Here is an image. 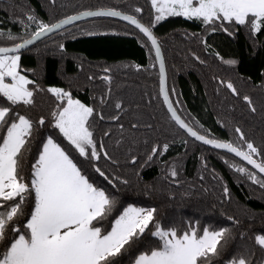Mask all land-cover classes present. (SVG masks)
I'll use <instances>...</instances> for the list:
<instances>
[{
  "label": "trees",
  "instance_id": "16d2710c",
  "mask_svg": "<svg viewBox=\"0 0 264 264\" xmlns=\"http://www.w3.org/2000/svg\"><path fill=\"white\" fill-rule=\"evenodd\" d=\"M137 7L142 12H135ZM108 8L151 25L164 58L169 99L187 124L209 139L231 142L246 150L235 132L239 127L247 140L264 152V33L252 35L245 26L235 24L226 25L225 31L219 22L205 26L183 17H167L156 23L149 0H0V32L18 34L15 43H20L19 37L28 38L36 28L28 15L52 24L86 10ZM21 20L29 25L27 29ZM145 43V37L125 22L92 17L66 26L21 53L22 74L34 80L36 84L30 88L38 90L34 91L31 106H15L17 112L34 122L30 150L21 156L20 171L30 176L31 164L49 135L70 149L51 120V112L64 101L47 91L49 87L62 88L73 99L95 109L90 118L94 137L98 143H105L118 161L112 164L101 160L99 165L109 176L128 181H116L113 188L72 150L97 184L125 206L155 208V220L162 226L174 224L181 232L192 226L198 230L232 229L222 257L226 259L239 243V232L253 239L264 234V189L229 165L254 172L251 168L221 149L195 142L170 119L159 93L154 54L150 44L146 47ZM2 46H13V42L0 39ZM105 76L110 80H104ZM221 81L231 82L239 95H233ZM109 89L110 101L102 104L101 98ZM244 96L251 99L255 112ZM116 102L122 103L121 110L115 109ZM113 116H119V120H113ZM41 117L45 118L44 126L37 123ZM133 123H138L139 129L133 130ZM121 124L124 136L134 132L139 141L130 152H113L115 141L121 138ZM105 131L111 136L104 137ZM164 144H168L166 151ZM153 146L163 154L146 162ZM132 154L138 157L135 164L128 163ZM254 158L264 162V156ZM172 167L178 171V183L167 174ZM225 187L230 192L227 199ZM155 242L146 230L133 251H144ZM123 264H129L127 256Z\"/></svg>",
  "mask_w": 264,
  "mask_h": 264
},
{
  "label": "snow or ice",
  "instance_id": "6c2138e0",
  "mask_svg": "<svg viewBox=\"0 0 264 264\" xmlns=\"http://www.w3.org/2000/svg\"><path fill=\"white\" fill-rule=\"evenodd\" d=\"M151 6L156 23L167 17H183L198 20L205 26L219 22L225 31L228 30L226 25L235 24L245 26L252 35L264 33V0H151ZM135 12L140 13L142 9L137 7ZM83 17H118L134 25L146 38L144 46L150 42L149 50H154L155 60L159 62L160 94L170 119L196 141L226 150L251 165L255 172L245 167L229 166L264 189V175H260L264 174V162L254 158L264 156V152L247 140L241 128L237 127L235 132L246 150L231 142H220L199 134L177 114L165 87L164 61L151 25L145 26L134 16L111 8L86 10L52 24L28 15V21L35 23L36 28L28 38L19 37L21 43H15L18 34L0 32V39L13 42L11 47H0V264H123L125 256L129 258V264H264V234H257L253 239L246 232H239L240 240L235 250L228 258L222 259L232 229L203 227L198 230L192 226L181 232L174 224L162 226L155 220V208L125 206L117 196L99 186L72 150L88 161L94 172L113 188L116 181L123 184L128 181L119 176H109L99 165L101 160L112 164H118V161L108 146L98 143L94 137L90 118L94 116L95 109L73 99L62 88L49 87L47 91L64 101L51 112V120L52 127L58 130L70 149L49 135L42 141L38 156L31 164L30 176L21 173V156L25 150H30L28 145L34 122L17 112L15 106H31L34 91L38 90L30 88L36 82L22 74L21 50L29 49L37 41ZM20 23L25 29L29 27L23 20ZM59 47L64 49L63 44ZM103 79L110 80L108 76ZM221 84L233 95H239L231 82L221 81ZM110 94L111 89L101 98L102 104L110 101ZM243 100L252 112L256 111L248 96ZM114 107L121 110L122 103L116 102ZM99 115L103 120L104 116ZM112 119L118 121L119 116ZM37 123L44 126L45 118L41 117ZM119 127L121 138L115 141L113 152H130L139 141L134 132L124 136V125ZM139 127L138 123L131 125L133 130ZM147 127L151 128V125ZM110 136V132H104V137ZM167 148L168 144H164L163 150ZM162 154L158 146H153L146 162ZM137 159L132 154L128 163L135 164ZM167 174L178 183L175 167L170 168ZM223 193L226 199L230 197L227 187ZM228 220L239 224L234 217H228ZM146 230L156 242L144 251L134 252Z\"/></svg>",
  "mask_w": 264,
  "mask_h": 264
},
{
  "label": "water",
  "instance_id": "95a60500",
  "mask_svg": "<svg viewBox=\"0 0 264 264\" xmlns=\"http://www.w3.org/2000/svg\"><path fill=\"white\" fill-rule=\"evenodd\" d=\"M96 10H98V9H96ZM81 13V12H80ZM122 13V12H121ZM79 13H77V14H74V15H78ZM122 14H125V13H122ZM125 15H127V14H125ZM71 16H73V15H71ZM89 18H92V17H83L82 19H80V20H86V19H89ZM112 18H114V19H117V20H119V21H122V22H125L126 24H128V25H130L131 27H133L135 30H137L138 32H139V30L138 29H136L135 28V26L134 25H131V24H129L127 21H125V20H122V19H120V18H118V17H112ZM80 20H77V21H75V22H78V21H80ZM74 22V23H75ZM70 25V24H69ZM66 26H68V25H66ZM65 26V27H66ZM64 27V28H65ZM63 29V28H62ZM61 30V29H60ZM53 34H55V33H53ZM53 34H50L49 36H51V35H53ZM142 34V33H141ZM143 35V34H142ZM48 36V37H49ZM47 37H45V38H43L42 40H44V39H46ZM146 39V38H145ZM41 40V41H42ZM41 41H37L36 42V44L37 43H39V42H41ZM21 43V42H20ZM149 44H150V42H148ZM11 47V46H10ZM30 47H32V46H29V48ZM150 47H151V45H150ZM161 49V48H160ZM27 50V49H26ZM25 50H21V53L22 52H24ZM153 51V54H154V58H155V53H154V50H152ZM161 56H162V59H163V61H164V58H163V54H162V50H161ZM156 61V60H155ZM156 64H157V67H158V73H159V93H160V65H159V62H157L156 61ZM164 68H165V63H164ZM164 75H165V87H166V68H165V72H164ZM160 97H161V100H162V103H163V105H164V107H165V110H166V112L168 113V115L170 116V113L168 112V110H167V106L164 104V101H163V96L160 94ZM178 114V113H177ZM179 115V114H178ZM180 116V115H179ZM182 119V118H181ZM174 122V121H173ZM175 123V122H174ZM178 126V125H177ZM179 127V126H178ZM189 138H191L192 140H194L195 142H197V143H199V144H201V145H203V146H206V147H211V148H213L212 146H210V145H205V144H203L202 142H200V141H196L193 137H191V136H189L188 134H187V132L184 130V129H181ZM219 141V140H218ZM220 142H223V141H220ZM223 151H225L226 153H228L226 150H223ZM228 154H230L231 156H233L234 158H236L237 160H239L240 162H242L243 164H245L246 166H248L249 168H251L254 172L256 171L255 169H253L252 168V166L251 165H247V163L245 162V161H242L240 158H238V157H235V155L234 154H231V153H228ZM260 175H264V174H260Z\"/></svg>",
  "mask_w": 264,
  "mask_h": 264
},
{
  "label": "rangeland",
  "instance_id": "374dc122",
  "mask_svg": "<svg viewBox=\"0 0 264 264\" xmlns=\"http://www.w3.org/2000/svg\"><path fill=\"white\" fill-rule=\"evenodd\" d=\"M150 1V3H151V0H149ZM153 11H154V9H153ZM154 17H155V12H154Z\"/></svg>",
  "mask_w": 264,
  "mask_h": 264
}]
</instances>
